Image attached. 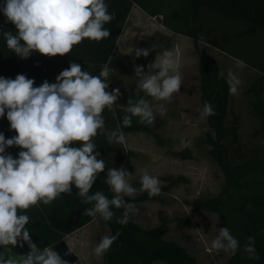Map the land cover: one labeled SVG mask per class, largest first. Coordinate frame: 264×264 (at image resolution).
<instances>
[{
    "label": "clouds",
    "instance_id": "1",
    "mask_svg": "<svg viewBox=\"0 0 264 264\" xmlns=\"http://www.w3.org/2000/svg\"><path fill=\"white\" fill-rule=\"evenodd\" d=\"M0 12L16 29L15 33L0 30V36L21 59L29 58L33 52L50 58L63 57L85 39L100 42L110 37L105 25L114 19L106 0H5ZM134 51L137 57L149 55V49ZM180 67L170 49L163 50L147 66V71L143 66L134 67L136 99L130 97L127 101L122 117L124 128L132 126L133 118H138L141 125L151 126L158 114L166 113L161 102H171L180 92L183 84ZM113 71L106 65L99 75H93L72 61L55 83L45 80L38 87L23 74L15 79L0 76V118L6 115L10 129L16 133L8 139L0 133V248L4 249L0 251V264H66L52 246L41 249L32 242L27 227L31 222L28 212L71 193L73 185L82 201L92 205L84 210L86 216L104 221L115 219L116 223L126 225L138 211L125 200L134 197L138 189L129 182L131 173L124 167L107 169L104 183L113 193L111 198L100 190L90 194L107 166L97 151L95 138L104 135L109 143H126L121 128L106 129L103 115L106 109H114L121 95L119 88L107 91ZM226 82L230 95L240 94L243 82L231 70ZM200 115L202 119L216 115L213 105L205 102ZM12 146L22 149L18 158L6 153ZM139 191L149 197L158 195L160 179L145 171ZM114 209H123L122 215L116 217ZM120 235L116 232L101 237L92 248V255L102 259ZM24 243L29 247L26 254L9 255V246L23 247ZM81 246L89 247V241H81ZM240 247L227 227L219 228L210 247L206 243L209 253L223 251L235 255ZM243 250L249 259H259L254 237L247 238Z\"/></svg>",
    "mask_w": 264,
    "mask_h": 264
},
{
    "label": "trees",
    "instance_id": "2",
    "mask_svg": "<svg viewBox=\"0 0 264 264\" xmlns=\"http://www.w3.org/2000/svg\"><path fill=\"white\" fill-rule=\"evenodd\" d=\"M5 0H0V6ZM109 12L114 19L105 25L110 31V37L100 42L85 39L74 46L73 51L65 56L46 57L33 52L27 59L19 58L11 52L6 41L0 36V76L15 79L19 74L35 81L34 87L40 86L45 80L55 83L59 73L69 67L70 62L81 64L82 70L93 75H99L101 69L109 61L124 20L133 5L141 8L149 16L159 19L165 29L175 34L186 36L192 40L197 54L199 76V99L201 107L210 102L216 115L206 118L209 131L206 141L211 146L209 153L224 174V185L216 196L196 198L191 203L217 216L219 227H227L231 234L240 242V250L228 256L227 264H264V152L253 150L250 154L242 153L241 125L238 121L228 119L230 94L226 75L214 56L201 49L200 44L212 46L221 52L233 55L235 58L256 69L258 74L245 89L247 95H252L248 102L253 108L259 122V129L264 141V0H106ZM0 30H11L15 33V26L6 22V17L0 12ZM148 42L154 43L159 51L172 46V37L165 34H153L147 37ZM234 43V44H231ZM253 43L254 48H251ZM237 49L251 50L252 58L242 54H233L232 46ZM136 83L128 88L127 99L124 104L117 105L112 111L107 109L103 113L106 129L111 131L121 128L124 133L132 131H148L150 126L141 125L138 118H133L129 128L122 126L127 101L135 97ZM141 95H143L141 93ZM0 133L5 138L16 135L10 129L6 115L0 118ZM97 151L106 163L104 173H101L90 194L97 190L103 191L109 198L113 196L109 186L104 183L108 168H117L125 156H134L133 151L125 149L123 145L109 143L104 135L95 138ZM78 146V145H76ZM17 146L6 149L7 154L18 158L21 151ZM239 155L234 161L232 153ZM139 191L140 181L131 183ZM73 185L72 192L62 194V197L50 205L33 207L28 215L31 222L27 226L30 230L32 242L41 249L52 246L66 235L88 224L94 218L84 215V210L91 207L85 204L77 194ZM147 193L140 192L134 197H125L127 203L155 200ZM115 216L120 217L123 209L115 210ZM169 217H161L160 223L154 227L144 228L134 221L131 215L126 225L112 221H105L109 227V235L120 232L121 235L112 245L110 251L103 257L104 264H198L197 258L174 240L166 239L169 228ZM187 216L177 217V227L184 228L189 224ZM255 238V247L259 259H249L244 252V245L248 237ZM19 252V256L29 251L27 243L23 247H11ZM3 249V248H0ZM78 264V263H74Z\"/></svg>",
    "mask_w": 264,
    "mask_h": 264
},
{
    "label": "rangeland",
    "instance_id": "3",
    "mask_svg": "<svg viewBox=\"0 0 264 264\" xmlns=\"http://www.w3.org/2000/svg\"><path fill=\"white\" fill-rule=\"evenodd\" d=\"M165 34L172 37L169 48L180 62L183 84L179 93L171 102L164 103L167 109L164 115H157L156 121L148 131H132L125 133V149L133 151L134 156H125L117 168L124 167L129 173V182H139L142 174L158 177L161 181V192L155 200L132 202L138 211L133 214L134 221L141 227L150 228L160 223L161 217H169L166 239L174 240L184 246L194 255L198 264H227L230 252L206 251L207 246L218 235L219 223L214 213L194 206L191 202L196 198L216 196L221 191L225 177L218 164L211 158L210 145L206 141V119L201 118L202 107L199 99L198 57L193 48L192 40L186 36L168 31L159 19L146 14L141 8L133 5L114 47L113 53L105 66L114 71L110 76L107 91L120 89L117 105L124 104L128 88L136 83L135 66H147L162 55L154 43L147 37L153 34ZM234 44V43H231ZM201 49L211 54L218 61L224 74L229 70L235 73L243 82L239 95H230L228 119L238 121L241 125V146L243 154L253 150L264 152V141L259 129V122L249 105L252 95H247L245 89L256 77L258 72L244 61L233 55L200 44ZM232 46L233 54H242L252 58L251 50L237 49ZM149 49L147 57L135 55V49ZM251 48H254L253 43ZM152 103L151 97H145ZM264 103V94L262 96ZM184 141V142H182ZM234 151L232 157L238 161L239 155ZM141 191H137L136 195ZM187 216L189 224L184 228L177 227L175 219ZM202 229L203 231H201ZM110 230L106 222L99 217L65 236V241L76 254L78 264H104L103 258L92 255L95 243ZM89 241V247L81 246V241ZM4 251V249H0ZM9 255L19 256L15 248H8ZM154 264H166L155 262Z\"/></svg>",
    "mask_w": 264,
    "mask_h": 264
},
{
    "label": "water",
    "instance_id": "4",
    "mask_svg": "<svg viewBox=\"0 0 264 264\" xmlns=\"http://www.w3.org/2000/svg\"><path fill=\"white\" fill-rule=\"evenodd\" d=\"M52 247L66 261V264H74L77 261L76 254L70 249L65 239L59 240Z\"/></svg>",
    "mask_w": 264,
    "mask_h": 264
},
{
    "label": "crops",
    "instance_id": "5",
    "mask_svg": "<svg viewBox=\"0 0 264 264\" xmlns=\"http://www.w3.org/2000/svg\"><path fill=\"white\" fill-rule=\"evenodd\" d=\"M78 230V229H77ZM75 232V231H74ZM73 233V232H72Z\"/></svg>",
    "mask_w": 264,
    "mask_h": 264
}]
</instances>
